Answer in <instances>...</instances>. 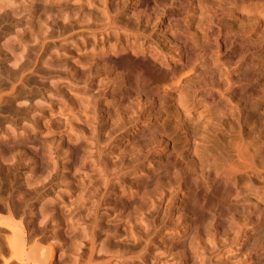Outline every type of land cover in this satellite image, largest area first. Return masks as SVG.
<instances>
[{"label": "rangeland", "instance_id": "obj_1", "mask_svg": "<svg viewBox=\"0 0 264 264\" xmlns=\"http://www.w3.org/2000/svg\"><path fill=\"white\" fill-rule=\"evenodd\" d=\"M96 1H33L39 28L36 27L35 31H32L33 33L26 31L25 35L29 41L26 40L27 42H24V45L22 44L23 46L21 45L15 51V53L23 54L17 65L24 64L29 67L24 72V79L29 82V85L24 87L28 97L13 99V105L18 109L31 107L32 111L27 116L23 115L24 117L19 114L9 115L6 112H0V118L3 120L0 125V134L6 130L7 126L10 127L9 125L11 127L13 125L17 132L22 131V126L29 121L33 113L35 115L41 113L36 109L38 105H41L44 110H48L50 106L56 108L63 104L69 107L73 102L74 109L64 110L62 107L61 110H56L62 114L57 113L56 115L60 117L61 129L64 128L65 123L72 124L80 138L77 141L63 139L64 149L69 148V151L70 149L75 151V155H71L68 161L71 163V169L65 170L68 171L67 180L58 182L59 186L58 184L48 186L49 192H52L49 196L53 197L55 192L64 189L67 182L74 181V183L83 184L86 187L91 186V192H94L91 193L94 197L92 200L98 201L99 199L98 213L99 215L105 214L104 216L111 213L108 210L113 200L124 195L122 192L120 194V187L117 186L115 189L108 187L104 191L102 182L105 179L104 172H116V176H113L110 182L129 184L133 177H139L140 174L137 172L138 168L135 170L130 168L132 164L140 162L145 163V166L150 160L154 163L157 161L160 151H164L163 166H160L152 174L150 184L146 189H138V195L135 197L136 208L132 213L127 214L124 209H121L111 214L109 218L101 220L103 229L99 231L96 238V247L98 249L106 240V243L110 244L108 252L101 253L103 258L106 259L111 254L123 253V258L127 261L125 264H130V259L127 258L130 256L127 252L130 247L133 252V261L131 260L133 263L131 262V264H254L256 252L264 244V235L261 228L254 232L251 228L244 227L245 220L240 214V210H242L241 200L245 199L247 195L240 193L236 197L235 206L232 208L239 213L238 215L230 216L225 212L214 213L209 204L201 209L194 208V197L190 196L188 192L183 174L171 177L173 166H183L184 161L195 160L197 189L193 196L198 201L201 200L206 187L215 185V171L204 161L203 153L208 148L221 147L229 142V126L233 125V118L237 115L236 110L232 109L229 113V110H224L222 105H207L203 101L204 96L201 93L193 97L187 87L173 88V78H171L170 72L159 66V68L155 67L158 69L153 67L148 71L151 83L153 85L157 83L164 89L160 92L156 109H151L144 100L138 101L129 90L122 98L124 106L112 113L111 119L104 118V103L110 98L114 99L112 95L115 93V84L109 69L93 65L94 56L91 48L95 43H100L105 39L114 42L113 37L117 33V37L121 41L127 39L144 54L152 53V57L157 62L162 60L170 63L169 67L174 71L176 77L195 76L190 73L192 71L190 67H197L200 75H196V77L199 76L197 80L200 89L207 88L210 92H214V97L218 101L229 102L231 100L240 104L235 87L244 73L248 80L257 82L252 89H246V99L249 98V92L254 96H261L258 90L264 86V16L261 18L262 23L260 22L262 26L254 23L256 15L254 12L251 13L249 20H245L243 23L245 28L259 27L253 36L254 44H249V51L258 54L253 66L244 68L241 65L244 53L239 52L235 45L224 46L216 43L213 47L215 61L212 64L206 65L198 51L189 66L183 64V59L177 56L178 45L172 37L176 28L172 23L160 19L146 21L141 17L137 18L130 10L129 0H107V8L112 17H115V20L111 22L112 28H108L106 25L108 20L102 14L104 12L103 5ZM181 1L156 0L160 5L164 3V7H172L171 11L176 14L181 13ZM91 3L96 8L92 13H88L90 10L88 4ZM80 6L81 8H79ZM81 10L82 14L87 15L78 18ZM22 13V23L13 27L11 33L0 40L1 43L8 36L14 35L17 29L25 28L29 12L23 11ZM189 25L192 30H195V19L190 20ZM131 28H137V31L134 34L129 33L130 30L125 32V29ZM215 38L218 36L215 35ZM84 45L85 47L78 52L76 48ZM31 46L35 48V52L31 54L33 60L38 58L37 63L28 59ZM3 52L9 57L6 67L15 68L12 64V53L6 49H3ZM51 55L67 58V62L50 65L46 61ZM75 59L81 61L83 65L75 63ZM1 69L0 64V71ZM3 82L8 85L6 80ZM9 86L5 88L6 91L9 90ZM16 86L18 87L16 89L22 90L20 83L16 82ZM70 90L71 92H69ZM72 94L75 97H72ZM190 99L193 100V103L190 105L189 112H185L184 103L187 100L191 101ZM3 104L4 102L0 106ZM81 109L89 112L91 118L88 122L82 114L78 115ZM253 110H257V112L252 113ZM250 114L254 117L264 115V103L250 108ZM76 115L79 116L77 120ZM155 117H158L156 126L168 137L164 150L161 149L163 144L152 137L133 138L132 130L128 131L126 136L124 131L131 125L128 123H132L131 120L135 123V130L139 131L145 123L154 122ZM253 120L255 118H249L250 124L246 131L253 127ZM100 126L103 128H99ZM109 131H114L111 136L108 135ZM51 134L53 135L55 132ZM45 137L48 135L39 132L36 135L32 134L29 138L30 143H26L25 151H29L28 153L31 154L34 145H36V151L40 153L41 148L38 143ZM0 140L8 144L12 138H0ZM60 142L61 139L57 137L50 145L49 150L50 161L58 162L57 172L59 175L63 171V162L65 161L63 152L57 153ZM83 148L85 149L83 150ZM14 154L15 158L11 160L2 161L0 158L1 163L7 165L22 156L21 151H15ZM198 160L202 163L201 166L198 165ZM24 163L26 168H21L19 176L21 172L24 176L31 166L30 160H25ZM79 179L80 181L77 182L76 180ZM190 182H194L193 179H190ZM221 185V182L216 184V189ZM252 202L253 200L249 198L248 203ZM106 210L109 213H106ZM190 210L196 212L195 228L191 235L184 229L185 218ZM87 211L91 212L90 209ZM25 218L28 217L25 216ZM26 221L27 229L30 226L31 229L32 225L29 226L28 219ZM142 221H144L143 224ZM128 222L134 226L136 241H126L123 236L109 238L107 232L104 231L108 228L112 230L116 226L118 233L121 234L123 233V224ZM83 225L86 226V224ZM143 225L146 227L145 229ZM81 240L80 243L85 250L83 245L87 244L88 246V242L85 241L86 239ZM79 241L80 239L77 240V242ZM73 254L76 255L73 256ZM71 255L76 257L77 253L71 252ZM57 259L58 262L61 260V258ZM117 259L110 264H120Z\"/></svg>", "mask_w": 264, "mask_h": 264}, {"label": "bare ground", "instance_id": "obj_2", "mask_svg": "<svg viewBox=\"0 0 264 264\" xmlns=\"http://www.w3.org/2000/svg\"><path fill=\"white\" fill-rule=\"evenodd\" d=\"M33 1L0 0V40L10 34L13 27H17L22 23L23 11L29 12L25 28L22 30L17 29L14 35L8 36L2 43L0 42V64L2 67L0 71V104L4 102L0 106V112H6L9 115L14 113L27 116L32 111L31 107L18 109L17 106L13 105V99L28 97L25 94L24 87L29 85V82L24 79V72L29 67L24 64L17 65L23 54L15 53V51L24 42L29 41L25 32L30 31L33 33L37 27ZM98 1L103 5L104 12L102 14L108 20L106 22L107 27L112 28L111 22L115 20V17H112L107 8V0H97L96 2ZM129 2L130 10L137 18L141 17L146 21L160 19L175 26L176 31L172 33V37L178 45L177 56L183 59V64L191 66L192 60L198 51L201 53L203 62L206 65L212 64L215 61L213 47L216 43L224 46L235 45L239 52L244 53L241 65L244 68L254 65V60L258 54L249 51V44H254L253 36L256 34L255 30L259 27L245 28L243 23L245 20H249L251 13L254 12L256 14L254 23L260 24L261 18L264 16V0H182L180 14L173 13L171 11L172 7H164V3L160 5L156 0H129ZM93 3L88 4L90 6L88 13H92L96 8L92 5ZM86 15L82 14L81 10L78 18ZM192 19H195V30H192L189 25ZM138 22L140 21L138 20ZM128 30H130L129 33L134 34L137 28L125 29V32ZM215 35L218 38H215ZM113 39L114 42L105 39L100 43H95L91 48L94 56L93 65L109 69L115 84V93L112 95L114 99L110 98L105 101L103 109L105 115L103 117L111 119L112 113L124 106L122 98L129 90L138 101L144 100L151 109H156L160 92L164 89L157 83L154 85L151 83L148 71L152 70L153 67L159 68V66L170 72L171 78H173V88L187 87L193 97L201 93L204 96L203 101L205 104L222 105L224 110H229V113L232 109H235L237 115L233 118L232 127L229 126V142L221 147L208 148L203 153L202 158L215 171V185L206 187L201 200L198 201L193 196L197 189L195 160V162L193 159L184 161L183 166H173L171 177L183 174L188 192L190 196L194 197V208L201 209L209 204L214 213L225 212L229 213L230 216L238 215L239 213L232 207L235 206L236 197L240 193H245L247 196L241 200L242 210H240V214L245 220L244 227H249L254 232L261 228L264 235V115L254 117L250 114V108L256 107L259 103H264V86L258 90L261 96H254L249 92V98L246 99V89H252L257 82L248 80L244 73L235 87L238 93L236 96L240 98V104L231 100L229 102H225V100L218 101L214 97V92H210L207 88L200 89L197 80L199 76L196 77V75H200L197 67H190V70H192L190 73L195 74V76L176 77L174 71L169 67L170 63L162 60L157 62L152 57V53L146 55L141 50H137L129 40L121 41L117 37V33ZM84 47L85 45L78 46L76 49L79 52ZM3 49L12 53V64L15 68L6 67L9 57L5 55ZM34 52L35 48L31 46L28 59L32 60L33 63H37L38 58L33 60L31 54ZM46 62L50 65L65 64L67 58L51 55ZM74 62L83 65L77 59ZM5 80L8 85L3 82ZM16 82L22 85L23 91L20 88L16 89L18 88ZM7 86H9L10 91L5 90ZM72 97H75V95ZM192 103L193 100H187L184 103L185 112H189ZM62 107L64 110L75 108L73 102L69 107L63 104L56 108L47 107L48 110H44L41 105H38L36 109L41 113L39 115L33 113L29 121L22 126V131L17 132L13 125L12 127L9 125L10 127L7 126L6 130L0 134V138H12V141L8 144L0 140V158L2 161L15 158V151L22 152V156L10 164L3 165L0 161V264H110L116 258H118L120 264H125L127 261L124 260L123 253L111 254L106 259L103 258L101 253H107L109 250L108 245L110 244L106 243L107 240L97 249L96 238L99 231L103 229L101 220L106 217L109 218L111 214L121 209H124L127 214L132 213L136 208L135 197L138 195L139 190L146 189L150 184L152 174L160 166H163L165 162L164 151H160L157 161L154 163L151 160L148 161V164L145 165L147 167L144 166L145 163L140 162L132 164L131 167L129 166L133 170L138 168L137 172L140 173L139 177H133L132 182L129 184H121L116 181L110 182L113 176H116V172H104L105 179L102 181L104 191L108 187L115 189L117 186L120 187V194L121 192L124 193V195L118 196L115 201L113 200L110 204L111 210H108L111 213L106 216H104L105 214L99 215V199L97 198L98 201L92 200L94 197H92L93 194L91 195L93 192H91V186L86 187L78 183L77 185L74 181L67 182L64 189L60 191H57V189V193L55 192L53 197L49 196L52 193L49 192V187L67 180L68 171L65 170L71 169V163H68V161L71 155H75V151L71 149L69 151V148L64 149L63 139L68 138L70 141H77L80 138L79 134L74 131L72 124L65 123L64 128L61 129L62 126L59 125L60 117L56 114L61 115L62 113L56 110H61ZM256 112L257 110L252 111V113ZM79 114L87 118L86 122L91 118L89 112L85 109L79 110ZM78 115L75 116L76 120L79 119ZM250 117L255 118V120H253V127L246 131L250 124ZM156 120H158V117H155V121L151 124L149 122L145 123L139 131L135 130V123L131 120L132 123L128 122L131 125L124 132L127 136V132L132 130L133 138L145 139L148 136L152 137L163 144L161 149L164 150L167 146L168 137L156 126ZM2 122L3 120L0 118V125ZM99 128L102 129L103 127L100 126ZM38 132L48 135V137L39 141L40 153H37L36 145H34L33 152L29 154V151H25L26 143H30V136L32 134L36 135ZM53 132L55 134L52 135ZM112 132L114 131H109L108 135L111 136ZM57 137L61 139L57 153L60 154L62 151L65 158L61 175L57 172L58 162L50 161L51 153L49 152L50 145L54 143ZM98 152H100L99 149ZM25 160H30L31 166H28L29 170L24 176H22L23 172L19 176L18 173L21 168L26 166ZM201 164L198 160V165L201 166ZM190 179H193L194 182H190ZM76 181L78 182L80 179ZM219 182L222 185L216 189V184ZM73 183L76 186H73ZM249 198L253 200L252 203H248ZM89 209L91 212L87 211ZM108 211L106 213H109ZM195 213V211L190 210L185 218L186 225L184 229L189 235L192 234L195 228ZM25 216L28 217L29 226L32 225L31 229V226L27 229ZM107 220L112 221L111 219ZM143 223L144 221H142ZM83 224H86V226ZM143 228L146 227L143 225ZM104 231L107 232L109 238L123 236L126 241H136L134 226L130 222L123 224V233L121 234L118 233L116 226L112 230L108 228ZM78 239H80L79 242H77ZM81 239H86L85 241L88 242V246L87 244L83 245L85 250H83L80 243ZM71 252H76L77 256L73 257L76 255L73 254L71 257ZM127 252L130 254L127 258L130 259L129 263L131 264L133 252L130 247ZM255 257L254 264H263L264 244L258 249ZM57 258H61V260L58 262Z\"/></svg>", "mask_w": 264, "mask_h": 264}]
</instances>
